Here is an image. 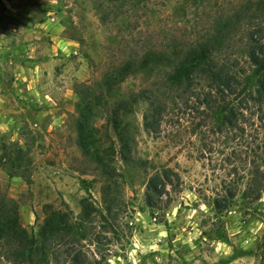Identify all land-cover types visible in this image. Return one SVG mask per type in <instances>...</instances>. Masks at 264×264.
<instances>
[{
	"label": "rangeland",
	"instance_id": "obj_1",
	"mask_svg": "<svg viewBox=\"0 0 264 264\" xmlns=\"http://www.w3.org/2000/svg\"><path fill=\"white\" fill-rule=\"evenodd\" d=\"M227 22L216 48L241 64L250 33L264 36V0H0V156L11 144L23 151L22 170L0 159V192L28 232L46 206L76 217L88 199L100 210V158L120 207L118 237L99 234L108 264H264V188L258 201L242 198L251 166L238 138L212 135L213 120L185 110L177 93L164 99L158 134L145 132L146 106L131 99L153 79L145 73L110 95L86 94L115 64L182 49ZM120 98L129 100L120 130L133 164L110 123ZM150 177L163 189L147 199ZM226 189L236 197L218 211L212 199ZM93 227L102 230L98 219Z\"/></svg>",
	"mask_w": 264,
	"mask_h": 264
},
{
	"label": "trees",
	"instance_id": "obj_2",
	"mask_svg": "<svg viewBox=\"0 0 264 264\" xmlns=\"http://www.w3.org/2000/svg\"><path fill=\"white\" fill-rule=\"evenodd\" d=\"M228 24H218L204 40L182 49L176 46L148 50L121 61L107 69L86 94L95 99L97 90L110 95L112 89H119L127 78L147 74L153 79L146 87L131 93V99L134 105L146 106L142 114L143 130L158 134L166 110L164 99L177 93V101L185 110L195 113L203 122L213 120L212 135H230L231 140H240L246 159L244 164L251 166L242 198L255 202L261 198L264 188V36L259 27L250 33L246 61L240 64L238 59L216 48L229 38L225 32ZM77 92L86 99L83 91ZM128 104L129 100L122 98L115 102L110 123L121 143L123 160L133 164L128 142L120 130V118ZM202 126L205 125H196ZM3 150L1 165H8L15 172L22 170L19 164L22 149L11 144ZM97 163L103 167L106 177L100 188V210L88 199L80 202L76 217L46 206L41 221L36 217V229L30 232L19 221L15 201L0 192V259L5 264H108L102 251H98V246L102 245L99 234L110 230L118 237L120 207L111 191L103 159H97ZM162 189L156 177H150L146 183L147 199H150L148 192L160 195ZM235 197L236 191L226 189L224 196L212 199V206L221 211ZM96 219L102 228L97 233L93 232ZM90 246L95 249L90 250Z\"/></svg>",
	"mask_w": 264,
	"mask_h": 264
}]
</instances>
